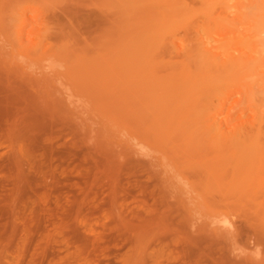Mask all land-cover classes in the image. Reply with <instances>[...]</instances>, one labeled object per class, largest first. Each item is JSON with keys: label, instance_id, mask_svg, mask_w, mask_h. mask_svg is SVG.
<instances>
[{"label": "rangeland", "instance_id": "1", "mask_svg": "<svg viewBox=\"0 0 264 264\" xmlns=\"http://www.w3.org/2000/svg\"><path fill=\"white\" fill-rule=\"evenodd\" d=\"M200 42L263 64L196 104ZM263 98L264 0H0V264H264L262 198L209 200L254 146L208 136Z\"/></svg>", "mask_w": 264, "mask_h": 264}, {"label": "bare ground", "instance_id": "2", "mask_svg": "<svg viewBox=\"0 0 264 264\" xmlns=\"http://www.w3.org/2000/svg\"><path fill=\"white\" fill-rule=\"evenodd\" d=\"M198 1V0H197ZM196 3H198V2H196ZM195 3V4H196ZM200 4V3H199ZM199 6V5H198ZM186 13V12H185ZM188 15H190V14H188ZM220 19V18H219ZM194 21V20H193ZM204 21V20H203ZM184 26H186V25H184ZM188 26V25H187ZM186 26V27H187ZM192 26V25H191ZM185 27V28H186ZM188 28H189V26H188ZM214 28V27H213ZM190 30H191V28H190ZM200 30V29H199ZM203 32V31H202ZM200 34V33H199ZM199 34H198V36H199ZM203 37H205V36H203ZM174 39V38H173ZM177 40V39H176ZM175 41V40H174ZM151 44V43H150ZM162 44V43H161ZM199 44H201V47L199 46V49H197L198 51H200V52H202V57H201V60L199 61V63L200 62H202V65H201V63L200 64H197V66L199 67L198 68V72H200V73H203V74H205V72H206V74H207V76H206V80H203V78H202V80H200V82H198V83H196V84H192V85H190V86H188V87H186L188 84H189V82H187V79L189 80V78H187L186 79V81L184 82V80H183V82H184V84L185 83H187V85L185 86L186 88H185V95L186 94H188L189 93V95H191L192 93H195V95L197 96L198 94H200V95H198L197 97H195V99H196V101L197 102H194L195 101V99H193L194 101V103H198V101H200V99H198V98H200V97H203L202 96V93H203V95L205 96L206 95V97H207V89L208 88H210V89H212V87H213V84H214V82H216L215 80L216 79H218V78H222V76L223 75H227L228 76V73H231V72H235V71H246V70H248V71H250V70H256V69H258L262 64H263V62L261 61V60H259V59H254V58H252V57H249L247 54H239V55H233V53H231V52H229V47H227V46H223V45H217V46H210V45H204L202 42H200ZM209 44V43H208ZM174 45V44H173ZM193 45V44H192ZM164 46H165V44H164ZM194 46H196V45H193L192 47H194ZM198 47V46H197ZM151 49V48H150ZM190 49V48H189ZM194 49V48H193ZM229 49V50H228ZM152 50V49H151ZM154 50V49H153ZM173 50H174V47H173ZM195 50H196V47H195ZM174 51H176V50H174ZM191 51V50H190ZM194 52V51H193ZM196 52V51H195ZM165 53V52H164ZM184 53V52H183ZM166 54H168V53H166ZM165 54V55H166ZM174 54H175V52H174ZM169 55V54H168ZM186 55V54H185ZM197 55V54H196ZM154 58V57H153ZM194 58V57H193ZM196 58H197V56H196ZM181 59V58H180ZM199 60V59H198ZM198 60H195V61H197L198 62ZM166 62V61H165ZM185 62V61H184ZM186 64H187V66H188V63L186 62ZM190 64V63H189ZM182 65V64H181ZM194 66V65H193ZM201 66V67H200ZM176 67V66H175ZM186 68V67H185ZM184 68V69H185ZM187 68H189V67H187ZM200 68L202 69V70H200ZM187 70V69H186ZM185 71V70H184ZM184 71H183V74H182V76L185 74L184 73ZM202 71V72H201ZM188 72V71H187ZM198 72L195 74V75H197V77H199V75H198ZM233 72V73H234ZM180 73V72H179ZM179 73H177L176 75H178ZM192 75H193V73H192ZM182 76H181V80H182ZM173 77V76H172ZM202 77H204V76H202ZM229 77V76H228ZM176 80L178 81V82H180V78H178L177 76H176ZM205 78V77H204ZM224 78V77H223ZM262 78L263 77H260L259 78V80L257 81V83L260 81V80H262ZM246 79V78H245ZM169 81V80H168ZM182 82V81H181ZM256 83V84H257ZM169 82H168V86H169ZM171 84H173V82L171 83ZM170 84V85H171ZM164 85V84H163ZM179 86V85H178ZM183 88V85L182 86H180V88ZM170 88V87H169ZM180 88H179V91H180ZM173 89V88H172ZM184 89V88H183ZM205 89V90H204ZM174 90V92H175V89H173ZM172 90V91H173ZM202 90H204V92H206V94H204V92L202 91ZM207 90V91H206ZM202 91V92H201ZM262 91V90H261ZM260 91V92H261ZM171 92V91H170ZM184 92V91H183ZM210 92H212V90L211 91H209V93ZM197 93V94H196ZM165 94V96H166V93H164ZM170 94V93H169ZM174 94V93H173ZM180 94H182V92L180 93ZM194 95V94H193ZM193 95H191L190 97H193ZM210 95V94H209ZM258 95V94H257ZM259 96V95H258ZM176 97V96H175ZM188 97V96H187ZM189 97V98H190ZM255 98V97H254ZM260 99V98H259ZM185 100V96L182 94V100H181V98H176V99H173L172 101L175 103V104H177V105H180L183 101ZM258 100V99H257ZM166 102H167V99L165 100ZM205 101V100H204ZM216 101V100H215ZM263 101H264V98H263ZM172 102V103H173ZM187 102V101H186ZM259 102V101H258ZM202 103H203V101H202ZM170 103L168 102V105H169ZM196 104H195V106H196ZM189 105V104H188ZM201 105V107H202V104H200ZM181 106H183V105H181ZM186 106V105H185ZM190 106H194V104L193 105H190ZM205 107H206V105H204ZM146 107V106H145ZM166 107H169V106H166ZM174 107V106H173ZM187 107V106H186ZM204 107V108H205ZM158 107H156V109H157ZM160 108V107H159ZM170 108H171V105H170ZM178 108V107H177ZM181 108V107H180ZM180 108H179V110H180ZM207 108V107H206ZM259 109V108H258ZM169 110V109H168ZM167 110V112L169 113V111ZM174 111H175V108L173 109ZM178 110V111H179ZM185 110V109H184ZM158 111H159V109H158ZM186 111H188V110H186ZM192 111V110H191ZM170 112H171V110H170ZM177 112V111H176ZM264 112V111H263ZM262 111H259L258 113H257V117L254 119V121H252V122H250V124L249 125H247V126H245V127H242L241 128V131H242V133L241 134H238V132H237V134L236 133H233V134H230V133H227V132H225V131H223L221 128V125H220V121H217V119H216V114H214L215 116V119L213 120V123H212V121L210 122V123H212L213 125H214V128H213V130L211 129V135L213 136L212 138H211V135L210 134H208V136H210V139H211V141L214 139L215 140V142L217 141V140H219V142H221L223 139H227L226 141L224 140V141H222V143L224 142V143H229V142H231V141H228V140H230V139H233V140H235V139H237V140H239V141H249L250 143H252V145L254 146V148L252 147V149H253V151H252V149H251V152H250V150H248V148L246 147V149L250 152V153H252V154H249V152H248V154H247V156L249 155V156H251V157H249V159H248V161H245V157L246 156H244V158H243V154H241V158H238V159H231L230 161L229 160H227V159H225V160H223L222 158H219V161H218V164L220 165V162H224V161H226L227 163H226V165H225V162H224V165H223V168L225 167V171L224 172H226V176L227 177H224L225 179H229V183L231 182L232 184H234V185H232L231 186V188L233 187L236 191H237V194H238V191L239 190H241L242 189V185L243 186H245V187H243V190H241L240 192H243V193H245L244 195H242L245 199H246V197H247V203H248V201L251 203V201L250 200H256L257 201V199L258 198H262V202H264V192H262V194L260 195V193H259V191H257L256 192V194H257V196H253V194H252V196L253 197H251L250 196V193H249V190L252 188V189H259V190H261L262 189V191H263V189H264V113H263ZM157 113H159V112H157ZM166 113V112H165ZM193 113V112H192ZM212 113V112H211ZM263 113V114H262ZM153 115V114H152ZM180 115H181V113H180ZM206 114H204L203 115V117L205 116ZM158 116V115H157ZM160 116V115H159ZM158 116V117H159ZM183 116V115H182ZM181 116V117H182ZM199 116V115H198ZM247 116V115H246ZM185 117V116H184ZM201 117V116H200ZM202 117V118H203ZM207 117H210V116H205V118H206V122H207V120H210L209 118L207 119ZM253 117V116H252ZM151 118H152V116H151ZM211 118H213L212 116H211ZM161 119V118H160ZM241 119V118H240ZM153 120V119H152ZM156 120V119H155ZM192 120V119H191ZM157 121H158V118H157ZM161 121V120H160ZM187 121H188V119H187ZM193 122H195V121H193ZM199 122V121H198ZM200 124H201V120H200ZM201 126L203 127L204 125H202L201 124ZM207 126V125H206ZM196 129H197V127H196ZM208 129V128H207ZM245 130V132L243 133V131ZM199 131V130H198ZM208 132V131H207ZM245 133H247V134H245ZM200 135H201V133H200ZM205 135V134H204ZM241 135H246L244 138H236V137H239V136H241ZM248 135V136H247ZM203 136V135H202ZM205 138V137H204ZM207 138V137H206ZM229 138V139H228ZM217 139V140H216ZM213 140V141H214ZM221 140V141H220ZM205 141H206V139H205ZM234 142H236V141H232L231 142V144H228V145H231V146H229L230 148H234V146H235V144H233V146H232V143H234ZM249 142H247V143H249ZM240 144H242V143H240ZM239 144V145H240ZM227 145V146H228ZM238 143H237V147H235V149L237 148L238 149ZM251 145V144H250ZM225 145H223L222 144V146L221 147H224ZM219 147V146H218ZM223 149V148H222ZM244 149H245V147H244ZM244 149H243V151H244ZM229 150V149H228ZM226 151V150H225ZM210 153H212L213 154V152H210ZM217 153V152H216ZM211 154V155H212ZM200 156H202V155H200ZM206 156V155H205ZM214 156V155H213ZM212 156V157H213ZM240 156V155H239ZM198 157V156H197ZM196 158V157H195ZM214 158H215V156H214ZM218 158V157H217ZM231 158V157H230ZM202 159V158H201ZM222 159V161H220ZM218 159H216V161H217ZM229 161V162H228ZM201 162V161H200ZM205 162H206V160H205ZM244 162H246V163H244ZM203 163H204V160H203ZM217 163V162H216ZM216 163H215V165H216ZM195 164V163H194ZM206 164V163H205ZM209 164V163H208ZM210 164H212V162L210 163ZM256 164V165H255ZM212 167V166H211ZM217 167V166H216ZM215 167V168H216ZM217 168H219V166L217 167ZM221 168H222V166H221ZM213 172H214V170H213ZM199 175H200V173H198ZM198 174H197V176H198ZM219 175V174H218ZM224 175V174H223ZM221 177H222V175H221ZM199 178V177H198ZM198 178H196V179H198ZM213 178H215L214 176H211V178H208L207 177V180H212ZM200 180V179H199ZM221 180H222V178H221ZM218 181V180H217ZM226 181V180H225ZM228 183V184H229ZM226 185H227V183H226ZM247 185H249V186H251V188H249V189H247V191H248V193H249V195H246V191H245V188H246V186ZM228 186V185H227ZM239 187H241V189L239 188ZM231 188H230V190H231ZM222 189H223V187H222ZM250 190V192L252 193V191L253 190ZM229 190V189H228ZM224 191H225V189H224ZM245 191V192H244ZM231 192V191H230ZM225 193H227L226 191H225ZM234 193V192H233ZM247 193V194H248ZM240 194V193H239ZM237 195V196H231L230 197V195L227 197L226 195H224V194H221L220 192H219V195H211V199H209V200H219V201H222V200H234V201H236V199H238V200H241L242 199V197H241V194L240 195ZM231 195H232V193H231ZM234 195V194H233ZM236 195V194H235ZM258 195H259V197H258ZM240 196V197H239ZM249 196H250V198H249ZM242 200H244V199H242ZM261 200V199H260ZM255 201V202H256ZM211 202V201H210ZM224 202V201H223ZM231 202V201H230ZM233 202V201H232ZM252 202H254V201H252ZM254 202V203H255ZM257 202H259V199H258V201ZM253 203V204H254ZM240 205V204H239ZM242 205H246V204H242ZM248 205V204H247ZM251 205V204H250ZM257 205H262L261 203L259 204V203H257ZM238 208V207H237ZM234 210V209H233ZM239 211H240V209H238Z\"/></svg>", "mask_w": 264, "mask_h": 264}]
</instances>
